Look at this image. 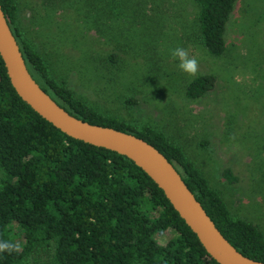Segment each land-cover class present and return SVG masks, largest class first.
<instances>
[{
  "label": "trees",
  "instance_id": "1",
  "mask_svg": "<svg viewBox=\"0 0 264 264\" xmlns=\"http://www.w3.org/2000/svg\"><path fill=\"white\" fill-rule=\"evenodd\" d=\"M198 6L196 36L216 56L227 49L225 34L236 0H193ZM82 6L104 16L118 15L119 0ZM27 64L42 88L74 116L144 139L181 172L222 234L243 255L264 262V233L234 216L220 193L162 131L105 114L51 76L49 62L18 26L17 0H0ZM45 4L50 5L47 0ZM61 8L68 7L63 1ZM74 7V4H70ZM101 26L98 27L100 30ZM117 54L110 60L117 61ZM36 75V76H35ZM213 74L187 85L190 98L217 86ZM136 105L137 98L126 100ZM0 242L18 245L0 252V264H219L174 209L163 190L132 160L115 151L68 136L34 111L15 91L0 56ZM229 183L238 181L231 169ZM17 228V232L14 230Z\"/></svg>",
  "mask_w": 264,
  "mask_h": 264
},
{
  "label": "rangeland",
  "instance_id": "2",
  "mask_svg": "<svg viewBox=\"0 0 264 264\" xmlns=\"http://www.w3.org/2000/svg\"><path fill=\"white\" fill-rule=\"evenodd\" d=\"M17 1L18 26L49 62L52 77L105 114L162 131L203 172L231 213L264 233V0H236L227 49L219 56L196 36L193 0H119L117 16H104L93 6L88 17L79 4L99 0ZM178 46L197 58L195 76L171 57ZM205 74L217 77L216 88L190 98L187 85ZM130 97L138 103L128 105ZM225 169L238 181L229 183ZM32 260L49 264L50 256Z\"/></svg>",
  "mask_w": 264,
  "mask_h": 264
},
{
  "label": "water",
  "instance_id": "3",
  "mask_svg": "<svg viewBox=\"0 0 264 264\" xmlns=\"http://www.w3.org/2000/svg\"><path fill=\"white\" fill-rule=\"evenodd\" d=\"M0 56L17 94L68 136L132 160L161 188L180 217L219 264H264L238 251L186 184L179 169L155 146L134 134L84 121L62 107L32 74L0 3Z\"/></svg>",
  "mask_w": 264,
  "mask_h": 264
},
{
  "label": "clouds",
  "instance_id": "4",
  "mask_svg": "<svg viewBox=\"0 0 264 264\" xmlns=\"http://www.w3.org/2000/svg\"><path fill=\"white\" fill-rule=\"evenodd\" d=\"M170 55L173 59L178 61V68L188 74L195 76L199 71V62L195 56H190L187 49L183 47H176L170 50ZM18 248V245L10 244L8 242H0V252H13Z\"/></svg>",
  "mask_w": 264,
  "mask_h": 264
}]
</instances>
